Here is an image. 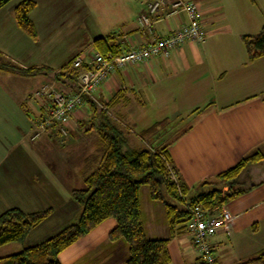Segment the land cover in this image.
I'll return each instance as SVG.
<instances>
[{
    "label": "crops",
    "instance_id": "1",
    "mask_svg": "<svg viewBox=\"0 0 264 264\" xmlns=\"http://www.w3.org/2000/svg\"><path fill=\"white\" fill-rule=\"evenodd\" d=\"M20 1L10 0L0 8V54L22 68L41 67L47 72L19 74L0 69V213L11 207L24 211L52 209L29 231L23 246L60 230L65 223L75 220L80 210L64 182L63 176L69 173L67 153L48 144L50 132L42 135V140L38 136L30 139L29 115L25 111L27 101L31 100L28 93L43 85L56 86V71L69 72L63 66L70 59L80 53L87 60L91 48L98 49L94 38L89 41L84 26L89 20L84 0H34L30 18L36 38L16 24L12 9ZM148 1L135 0L132 10L130 2L123 7L121 0H107L105 7V0H101L99 36H111L108 42L114 43L119 51L152 43L188 21L184 10L166 16L174 0H165L163 7L151 15L152 30H143L137 18L146 11ZM186 1L194 2L199 11L204 38L177 44L166 55L116 68L92 96L83 97L85 116L72 120L70 131L74 133L86 123L82 120L92 116L85 97L124 123L132 117V109L143 104L153 116L163 113V118L173 122L184 118L177 119L185 111L190 123L169 146V155L178 177L193 193L204 177L233 164L242 154L264 143V55L248 60L242 38L244 34L258 32L264 25V0ZM110 8L113 12L118 10V14L105 16L112 11ZM35 100L41 106L40 99ZM227 207L231 213L229 229L220 228L209 241L215 255L218 249L224 250V256L233 252L236 255L233 259L223 261L234 264L264 249V182L234 198ZM156 232L152 228V238L160 237L155 236ZM181 232L169 242V264H174L173 251L174 255L186 256V264L198 256L190 235L178 239ZM86 236L58 254L61 264L71 262L77 255L73 251L75 243ZM226 238L230 246H226ZM118 243L127 249L122 239L113 242ZM126 258L123 252L113 264H124ZM216 258L222 264L218 254Z\"/></svg>",
    "mask_w": 264,
    "mask_h": 264
},
{
    "label": "trees",
    "instance_id": "2",
    "mask_svg": "<svg viewBox=\"0 0 264 264\" xmlns=\"http://www.w3.org/2000/svg\"><path fill=\"white\" fill-rule=\"evenodd\" d=\"M9 1L0 0V8ZM34 6V0H21L12 9L16 24L32 38H36V28L30 18ZM110 38H94L95 48L101 52H118L117 46L108 42ZM242 38L248 60L264 55V25L258 32L244 34ZM63 68L69 72H55L57 80L71 83L70 78L65 76L75 73L71 59ZM0 69L19 74L47 72L41 67L22 68L1 54ZM87 100L94 104L90 111L91 115L96 114L97 123L90 117L89 126L96 128L98 141L94 152V167L85 163L82 166L83 185L69 191L70 197L80 207L77 217L54 234L25 245L20 251L1 257L0 261L8 264H61L58 259L61 251L108 218H113L108 238L110 241L122 239L126 244L128 256L125 264H169V242L177 232L189 230L187 220L193 206L214 213L226 202L264 182V143H261L242 154L233 164L204 177L192 193L171 164L169 146L183 132H175L171 139L166 137L169 126H173L176 121L162 118L141 129L143 135L157 138L159 142L134 146L129 139L127 127L109 118L106 110L90 98ZM142 186L147 187L151 201L162 203L169 236H146L140 197ZM51 211V207L33 211L11 207L2 211L0 246L14 241L23 242L29 231ZM214 262L218 264L216 255ZM189 264L210 263L203 255H198ZM234 264H264V249Z\"/></svg>",
    "mask_w": 264,
    "mask_h": 264
},
{
    "label": "rangeland",
    "instance_id": "3",
    "mask_svg": "<svg viewBox=\"0 0 264 264\" xmlns=\"http://www.w3.org/2000/svg\"><path fill=\"white\" fill-rule=\"evenodd\" d=\"M121 1L123 7L128 5V3L130 2L131 3L130 7H132V10L134 9L135 0H121ZM257 1H261V0H257ZM141 2H143V0H141ZM84 3L87 5L88 11L86 13V16L89 18V20L86 23H84V26L89 35L88 39L89 41H91L96 36L101 35V0H84ZM104 6L108 7L107 0H105ZM109 13H111L112 15L113 14L116 15L118 14V10H116L115 12H113V9L112 11H107L105 16H108ZM90 28L91 29L93 28L96 31H92V30L89 31L88 29ZM89 52H92V48ZM36 90L37 89H35L34 91L32 90L28 93L31 94L32 102L31 100L27 101L28 109L25 110L29 115V118L27 119L28 127H30L29 131L30 133H32V131L34 132L35 130H39L40 131V135H38L39 140L40 139L42 140V138H40L42 137V135H46L49 132L51 133L50 137L52 138L51 141L48 142V144L51 145L53 149L58 148L56 149V151L62 150L63 152L67 153L65 154V160L67 162L69 173L67 176H63L65 179L64 180L65 185L69 188V191L71 188L81 187L83 185L82 166H84V164L86 163L87 165L94 167L96 160L94 156V152L98 141V135L96 128L95 127L91 128L89 126L90 119L93 122L97 123V117H95L96 114L92 115L89 120L86 121L82 120L86 123H82L74 133L69 131L67 134H62L58 130L57 126H54L53 128L51 127H45L43 129L37 128L35 125L41 119L42 112H41V106H39V102L35 100L37 99V97H34V93ZM84 101L86 102V105H89L88 107L91 109L90 101L86 100L85 98ZM89 112L91 113L90 110ZM131 112H132V117L130 118V120H128V122L125 123L124 121L121 120L119 121V119L114 114L110 113L109 110H106V115L109 118H112L117 122H120L121 124H123L125 127L128 128L129 131L128 136L130 141L132 142V145L142 146L147 143L159 142L157 141V138L152 139L151 136L143 135L140 131L141 129H144L147 126L151 125L153 122H155L157 118H163L162 117L163 113L153 116L151 114L149 107L146 104L135 107L134 109H132ZM184 112L185 111H182V113L177 117V119L179 117H184V118L178 121L176 120V122L173 123V126H169L168 128L169 130L167 132L168 135L166 136L168 139L173 138L175 132H180V130H182L183 128L189 125L190 119L186 118ZM142 136L144 137V139L142 138ZM140 197H141V207L143 211V219L145 220L144 228H145L146 236L152 238V234H153L151 233L152 228L154 229V231H157L156 233H154L155 236H160V237L167 236L168 226L165 223V215L163 210L164 207L162 203L156 200L151 201L148 198L146 186L141 187ZM231 202L232 200L226 202L224 206L225 207L229 206ZM150 205H154V208L151 209ZM113 222H114L113 218H108L105 222L101 223L100 225L96 226L93 230H91L88 236H86L85 234L86 237L83 238L82 242L77 241L75 243V249L73 250L74 252L77 253V255H75L74 258L71 259V262L70 261L67 262V264H113L115 261L121 258L123 252L125 256H128V253L126 251L127 249L125 246H123L122 243L113 244V242L115 241H110L106 235L107 233L106 229L108 230L109 228H111ZM66 224L68 223H65V225ZM189 235L191 236V232L185 229L178 235V239L183 240L184 238H187ZM227 241L228 240L226 238L225 239L226 246H230L229 243H228L229 245L227 244ZM22 243L23 242H11L8 245H3V246L1 245L0 258L20 251L23 248V246H25V245L22 246ZM197 252L199 255L198 250ZM174 254L175 253L173 251L174 264H186L184 262L186 256H180ZM217 254L219 255L218 259L222 262V264H228L225 263L223 259L230 260L233 259L234 256H236L233 252H231L228 256H224V250H220V249L217 250ZM192 261L188 262L187 264L191 263ZM0 264H8V262L0 261Z\"/></svg>",
    "mask_w": 264,
    "mask_h": 264
},
{
    "label": "built area",
    "instance_id": "4",
    "mask_svg": "<svg viewBox=\"0 0 264 264\" xmlns=\"http://www.w3.org/2000/svg\"><path fill=\"white\" fill-rule=\"evenodd\" d=\"M165 0H149L145 12L139 14L137 20L141 29L151 31L153 20L152 14L158 12L164 5ZM172 8L165 13L166 16L184 10L188 21L177 27L173 32L158 37L152 43H146L137 47H130L118 52H101L93 50L86 55L77 54L71 59V66L75 73L65 74L71 83L57 80L56 86L43 85L36 90L34 96L41 101V119L36 123L37 128L54 126L62 134H67L72 120L81 118L83 113V97L92 96L97 86L116 68L129 63H139L151 57L168 54L171 47L184 41H199L204 38L199 23V11L192 1L174 0ZM60 74V71H56ZM40 135L39 130L30 133V139ZM231 220L230 211L222 205L214 213H208L200 206L191 208L187 225L191 232V242L210 264H216L215 255L209 244V238L220 228L229 229Z\"/></svg>",
    "mask_w": 264,
    "mask_h": 264
}]
</instances>
